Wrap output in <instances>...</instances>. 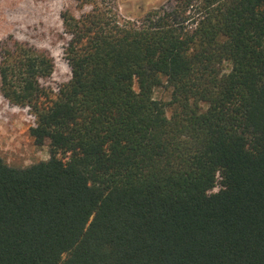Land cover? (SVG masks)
I'll use <instances>...</instances> for the list:
<instances>
[{"label":"trees","instance_id":"1","mask_svg":"<svg viewBox=\"0 0 264 264\" xmlns=\"http://www.w3.org/2000/svg\"><path fill=\"white\" fill-rule=\"evenodd\" d=\"M75 1L91 10L62 15L57 88L47 52L0 45L1 94L50 149L0 157V264H264V0H172L140 23Z\"/></svg>","mask_w":264,"mask_h":264},{"label":"rangeland","instance_id":"2","mask_svg":"<svg viewBox=\"0 0 264 264\" xmlns=\"http://www.w3.org/2000/svg\"><path fill=\"white\" fill-rule=\"evenodd\" d=\"M105 4L125 20L141 22L148 13L172 0H105ZM91 6H80L75 0H0V45L11 39L27 43L53 57L55 70L46 83L57 88L71 78L66 57L70 36L66 33L65 13L80 16ZM138 90V86H136ZM155 96L167 103L172 91L156 88ZM171 115V111H168ZM31 123L21 107L10 104L0 91V157L15 167H25L49 159V146H39L30 133Z\"/></svg>","mask_w":264,"mask_h":264},{"label":"flooded vegetation","instance_id":"3","mask_svg":"<svg viewBox=\"0 0 264 264\" xmlns=\"http://www.w3.org/2000/svg\"><path fill=\"white\" fill-rule=\"evenodd\" d=\"M161 7H164V5H163V6H161ZM158 8H160V7H158ZM158 8H156V9H158ZM153 10H155V9H153ZM153 10H151V11H153ZM151 11H150V12H151Z\"/></svg>","mask_w":264,"mask_h":264}]
</instances>
